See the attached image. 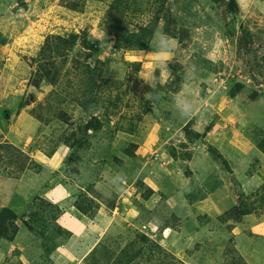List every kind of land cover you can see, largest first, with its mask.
I'll return each instance as SVG.
<instances>
[{"label":"rangeland","instance_id":"obj_1","mask_svg":"<svg viewBox=\"0 0 264 264\" xmlns=\"http://www.w3.org/2000/svg\"><path fill=\"white\" fill-rule=\"evenodd\" d=\"M0 142V264H261L264 0H0Z\"/></svg>","mask_w":264,"mask_h":264},{"label":"trees","instance_id":"obj_2","mask_svg":"<svg viewBox=\"0 0 264 264\" xmlns=\"http://www.w3.org/2000/svg\"><path fill=\"white\" fill-rule=\"evenodd\" d=\"M32 162V159L29 154L24 152L15 144L9 142H0V170L2 166L7 168L9 175L14 177H19L28 167V165ZM96 196V193H94ZM97 197V196H96ZM239 207L234 206L230 210L224 212L223 214L218 216V219L222 222H227L231 218H237L234 215L235 212H238ZM241 214V213H239ZM9 218L14 220L16 218L15 211L10 207H3L0 209V220ZM5 232H0V235L5 236ZM224 264H247L244 256L240 253L236 245V239L231 237L227 243V246L224 251ZM229 252L234 253L235 257H232L231 260L228 259Z\"/></svg>","mask_w":264,"mask_h":264},{"label":"clouds","instance_id":"obj_3","mask_svg":"<svg viewBox=\"0 0 264 264\" xmlns=\"http://www.w3.org/2000/svg\"><path fill=\"white\" fill-rule=\"evenodd\" d=\"M156 48V54L154 57L155 66H163L167 71L170 70L167 67L168 64V53L174 49L175 41L168 37L167 35L161 33L154 37ZM154 69L152 68V76L153 79L151 82L146 77H142L146 83H148L151 87H156V77L153 75ZM196 76V68L194 65L190 66L189 70L186 72V79H194ZM189 93H181L176 97V108L180 113L181 117H187L192 112L194 107V101L189 98Z\"/></svg>","mask_w":264,"mask_h":264},{"label":"crops","instance_id":"obj_4","mask_svg":"<svg viewBox=\"0 0 264 264\" xmlns=\"http://www.w3.org/2000/svg\"><path fill=\"white\" fill-rule=\"evenodd\" d=\"M47 195H48V193H47ZM49 197H50V195H48ZM70 216H72V218H70ZM60 222L62 221L63 222V226L64 227H66L67 229H69L70 231H72L73 233H76L74 230L76 229V228H79V227H81V225H82V223H83V220L79 217V218H77V217H75L74 215H72L71 214V211H69V213H66V210H64L63 211V213H62V215H61V217H60V220H59ZM61 222V223H62ZM253 229H256V232L258 233V237H257V241H260V240H264V232H262V231H264V222L263 223H261V224H258V225H256V227L255 228H253ZM255 231V230H254ZM257 245V244H256ZM238 248V250H239V247H237ZM258 252L260 251L261 252V250L259 249V248H257L256 249ZM240 251V253H241V250H239ZM242 254V253H241ZM243 255V254H242ZM244 256V255H243ZM260 256H261V254H260ZM244 258H245V256H244ZM245 260H246V262H247V264H250L249 262H248V260H247V258H245ZM254 263V262H253ZM256 263H257V261H256ZM259 263H261V264H264V262L263 261H260L259 260ZM255 264V263H254ZM258 264V263H257Z\"/></svg>","mask_w":264,"mask_h":264}]
</instances>
